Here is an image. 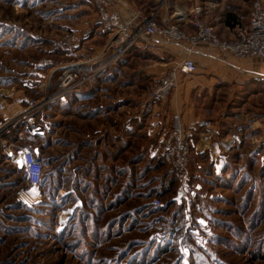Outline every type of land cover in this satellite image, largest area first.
Here are the masks:
<instances>
[{
	"label": "rangeland",
	"instance_id": "obj_1",
	"mask_svg": "<svg viewBox=\"0 0 264 264\" xmlns=\"http://www.w3.org/2000/svg\"><path fill=\"white\" fill-rule=\"evenodd\" d=\"M111 32L90 0H0V264H264V96H207L229 141L197 148L193 128L185 175L164 150L174 118L151 99L159 56Z\"/></svg>",
	"mask_w": 264,
	"mask_h": 264
},
{
	"label": "built area",
	"instance_id": "obj_2",
	"mask_svg": "<svg viewBox=\"0 0 264 264\" xmlns=\"http://www.w3.org/2000/svg\"><path fill=\"white\" fill-rule=\"evenodd\" d=\"M96 9L102 26L112 32V40L126 48L134 44L156 46L157 37L167 42L189 46L190 52L198 45H210L217 48L223 56L235 58L264 59V0H255L247 24L238 23L230 39L221 38L214 26L206 19L202 4L193 5L189 11H178L177 21L193 26L194 31L184 29L172 15L163 14L160 6L155 11L144 14L127 0H90ZM67 42L74 36L67 34ZM197 69L195 60L188 56L176 61L154 84L151 99L166 100L169 94L181 83L183 76L194 73ZM66 76V74H65ZM66 85L69 79H65ZM196 132L187 127L179 115H175L171 132L165 139L164 150L174 167L187 174L192 143ZM22 163L26 179L31 185H40L45 175L44 161L33 151L25 150ZM158 203L159 200H156Z\"/></svg>",
	"mask_w": 264,
	"mask_h": 264
},
{
	"label": "crops",
	"instance_id": "obj_3",
	"mask_svg": "<svg viewBox=\"0 0 264 264\" xmlns=\"http://www.w3.org/2000/svg\"><path fill=\"white\" fill-rule=\"evenodd\" d=\"M206 3H211L212 6H204L205 17L223 39L233 37L238 23L249 22L251 11L243 13L242 9H237L233 1L208 0ZM172 16L173 19H177L175 13ZM180 24L187 31H194L192 25L184 22ZM156 40L157 44L153 47L142 44L137 46L141 49L147 48L159 56L160 63L153 66L152 70L157 75L162 76L176 61L188 56H191L197 64L196 71L183 76L178 87L164 100L163 111L172 115V119L175 115H179L186 126L198 131L193 144L197 148L202 143L218 148L222 142H228L229 140L215 137L219 134L217 124L221 123L223 110L218 102L213 101L212 105L208 104L207 96H219L221 93L232 96L230 94L235 91L236 96H240L239 94L264 96V81H261L264 80V59L223 56L217 48L202 44L190 52L186 44L167 42L161 37H157ZM37 153L35 151L39 156Z\"/></svg>",
	"mask_w": 264,
	"mask_h": 264
},
{
	"label": "trees",
	"instance_id": "obj_4",
	"mask_svg": "<svg viewBox=\"0 0 264 264\" xmlns=\"http://www.w3.org/2000/svg\"><path fill=\"white\" fill-rule=\"evenodd\" d=\"M44 180V179H43Z\"/></svg>",
	"mask_w": 264,
	"mask_h": 264
}]
</instances>
